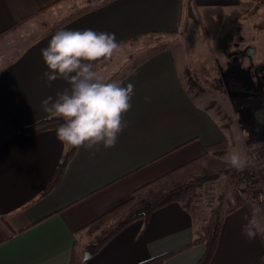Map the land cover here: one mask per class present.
I'll return each instance as SVG.
<instances>
[{"label": "crops", "instance_id": "0c3cea01", "mask_svg": "<svg viewBox=\"0 0 264 264\" xmlns=\"http://www.w3.org/2000/svg\"><path fill=\"white\" fill-rule=\"evenodd\" d=\"M68 1L72 2L0 0V35L7 37ZM79 2L72 3L70 13ZM188 3L235 7L236 18L252 20L248 11L238 12L240 0H102L16 49L8 46L6 37L0 40V264H79L93 239L85 227L148 184L216 156L218 144L225 143L229 150L238 146L246 153L251 148L254 154L264 145V97L248 99L254 114L244 131L240 121L233 117L224 121L216 114L203 99L202 89L192 91L186 84L182 56L174 46L162 45L145 54L131 51L132 57H124L144 36L179 32ZM262 6L253 7V14L263 12ZM259 26L264 29V24ZM60 29L114 33L121 50L110 60L96 62L94 70L104 76L106 65H117L116 80L125 86L132 83L135 94L116 145L98 146V151L75 149L61 180L44 194L72 147L57 139V127L33 134L23 129L54 116L44 111L42 101L69 87L63 79L49 85L43 75L47 67L41 49ZM256 41L251 53L257 57L240 62L231 59L239 44L220 45L222 63L227 69L236 63L234 70L241 71L237 76L227 74L224 84L220 78L216 81L220 87L215 92L224 96L231 109L236 104L234 95L246 101L241 91H264L263 69H259L264 67V43L259 44L258 36ZM252 69L257 75L251 74ZM258 190L262 193L264 188ZM244 196L223 212L218 246L209 264H264V206L253 194ZM247 218H255L258 224L253 240L242 231ZM206 219L189 199L170 202L147 219L129 223L92 253L87 264H198L206 245L193 241Z\"/></svg>", "mask_w": 264, "mask_h": 264}, {"label": "rangeland", "instance_id": "374dc122", "mask_svg": "<svg viewBox=\"0 0 264 264\" xmlns=\"http://www.w3.org/2000/svg\"><path fill=\"white\" fill-rule=\"evenodd\" d=\"M74 1H76V3L80 1L82 3L79 2L80 6L77 5L76 9H73L70 13V8ZM101 1L102 0L68 1L67 4H63L62 8L50 10L45 15L37 16L33 23L29 22L22 25L17 31L12 32L7 37L6 34L3 35L0 40L6 37L5 39L9 41L8 46L16 49L17 46L34 38L43 32L44 29L55 26L59 22L65 20L72 15V13L74 14V12H78L82 8L94 6ZM240 1L241 5L238 7V12L245 14L248 11V14L251 15V21L249 17L244 19L236 18L234 15L235 12H237L235 7H196L188 3L185 6L184 27L179 32L167 35L153 34L144 36L137 40L134 44L135 46L131 47L132 50L127 49L128 53H125L124 57H132L130 56L131 51L132 53L135 51L137 54H145L162 45L174 46L178 57L180 58L182 56V67H184L183 78L186 84L190 86L191 90L197 91L198 87L202 89V91L205 92L203 99L206 104H210V108H212L216 114L222 116L224 121H228L232 117L235 122L240 121L245 131V127L247 128L246 123L252 122V117H250V115L254 114L253 105H250L249 102L251 101H248V99H260L264 97V91L262 89H259L257 92L253 90L241 91L240 95L243 99H246V101L244 100L245 102L238 101V96L234 95L233 100L236 104H231L233 110L228 106L227 100H223L224 96L220 95V92H215V88L220 87L218 86L219 84L216 85V81H218L219 78L221 83L224 84L223 80L227 79V74H234L237 76L238 70H234L235 68L233 67L236 63H232L231 66L229 65L228 69V66L222 63L224 50L222 47L220 48V45L229 44L232 46V44L235 43L239 44V48H235L236 54H234L233 58L231 56V59H234V62H240L242 59H254L257 57V54L251 53V50H255L253 44L256 41V36H258L260 45L264 43V29L259 26L264 24V6H262L263 12L258 15L253 14V7L256 8L259 4L261 5V3H264V0ZM67 10H69V13ZM261 50L262 48H260V51ZM129 53L130 55H128ZM128 62L130 61L127 60L125 62L126 69L131 65L128 64ZM116 66L117 65H106L107 68L104 69L106 75H104L105 77L103 76L106 81L116 80L118 78L120 69H117ZM259 69L262 68L260 67ZM241 70L247 71L246 69ZM238 71V74L241 75L240 69ZM262 72H260V74H262ZM99 74L101 73L99 72ZM242 83L244 84L243 80ZM194 84L197 86L193 87ZM220 99L222 103H220ZM225 109L229 111V115L231 116L225 114ZM244 139L246 140V137H244ZM244 144L249 145L245 142ZM236 145L240 144L236 143ZM248 150L249 151L246 153L244 149L242 150V148L238 146L232 150L225 148L223 149V151H225L223 153H216V156L209 157L205 161L196 163L192 166H187L139 190L135 193V197L137 198L136 205L132 206L127 213L113 220L112 225L115 226L120 219L128 218L133 214L144 213L148 206L158 202L159 199L165 196L169 191L183 187L189 189L185 201L189 199L191 203L194 204V207L199 210L200 215L207 218V221L214 209H217L219 214L222 215L223 212L232 208L237 201H241L245 197L244 195L248 194L246 190L243 191L242 195L238 194L236 191L237 185H242L243 181L241 178L237 177L235 173L237 170L230 166L228 162L229 155L233 152H238L246 164L250 158H254L258 153L264 150V146H259L255 154L251 152V148ZM232 172H234V174L231 175ZM263 188L264 171L259 175L256 192L249 193V195L258 194L260 193L258 189ZM263 192L264 191H262V193ZM262 196L264 198V193L261 195V199ZM86 232L88 233V231Z\"/></svg>", "mask_w": 264, "mask_h": 264}, {"label": "clouds", "instance_id": "9594fccd", "mask_svg": "<svg viewBox=\"0 0 264 264\" xmlns=\"http://www.w3.org/2000/svg\"><path fill=\"white\" fill-rule=\"evenodd\" d=\"M121 50L114 33L92 29H60L49 40L41 55L47 67L44 72L49 85L63 79L69 87L56 97L42 101L46 113L63 119L56 128L57 139L74 149L99 150L116 145L119 134L126 127L124 115L131 109L134 85L110 80L94 70V64L110 60ZM147 99V98H146ZM256 145H253L255 147ZM230 166L242 171L245 162L238 152L229 155ZM255 218H247L243 234L253 240L257 236ZM92 253L85 250L81 264H87Z\"/></svg>", "mask_w": 264, "mask_h": 264}, {"label": "trees", "instance_id": "16d2710c", "mask_svg": "<svg viewBox=\"0 0 264 264\" xmlns=\"http://www.w3.org/2000/svg\"><path fill=\"white\" fill-rule=\"evenodd\" d=\"M2 34L4 35L5 33H2ZM3 35H0V38ZM63 122L64 121L62 118L57 117V116H51L35 124L25 127L23 129V132L28 133V134L37 133V132L47 130L50 128H56ZM225 148L226 149L228 148L227 145L225 143H222V144L216 145V148L214 150L216 151V153H223L225 152L223 151V149ZM74 151L75 149L71 148L68 152H66L62 161L60 162V164L58 165L56 169V172L52 178L51 183L47 187L44 194L47 193L50 189H52L61 180L64 174V171H65V168L68 162L70 161ZM185 167H187V165H185L184 167L180 169L175 170V172ZM153 183H150L147 186ZM188 191L189 189L184 188V187L169 191L165 196L159 199L158 202L148 206L144 213L133 214L132 216L128 218L120 219V221L115 226H113L112 225L113 220L127 213L131 209L132 206L136 205L137 198L135 197V195L132 196L130 199L124 201L118 206L102 214L101 216L96 218L94 221H92L85 227L86 231H88L89 234H91L92 236L94 235L93 237L94 239L88 245L87 251L91 253H95L99 251L113 235H115L117 232H119L121 229H123L125 226H127L129 223L133 222L134 220H137L141 217L144 219H147L150 213L156 208L166 205L170 202H174V201H185ZM262 194L263 193H258V194L256 193L254 197L257 198V200H259V203L262 206H264L263 196H262V199L260 198ZM222 222H223V216L219 214L217 209H214L211 212V215L208 221L204 225H202L200 231L198 232L197 238L193 241V244L203 243L206 245L205 252L203 256L201 257L200 261L198 262V264H209L210 263L217 249V246H218ZM79 264H81V262ZM142 264H151V262H146Z\"/></svg>", "mask_w": 264, "mask_h": 264}, {"label": "built area", "instance_id": "2783aa9c", "mask_svg": "<svg viewBox=\"0 0 264 264\" xmlns=\"http://www.w3.org/2000/svg\"><path fill=\"white\" fill-rule=\"evenodd\" d=\"M262 171H264V150L254 158H250L242 171L235 172L237 177L243 181L242 185H237L236 191L238 194L242 195L244 190L248 191L247 193H255L257 190V181Z\"/></svg>", "mask_w": 264, "mask_h": 264}, {"label": "flooded vegetation", "instance_id": "af4514ba", "mask_svg": "<svg viewBox=\"0 0 264 264\" xmlns=\"http://www.w3.org/2000/svg\"><path fill=\"white\" fill-rule=\"evenodd\" d=\"M262 69H263V72H262V75H264V67H262ZM251 74H253V75H257V73H256V70H254V69H252L251 70ZM257 80H258V78H257ZM262 80V79H261ZM260 79H259V81H261ZM261 85H262V83H261Z\"/></svg>", "mask_w": 264, "mask_h": 264}]
</instances>
